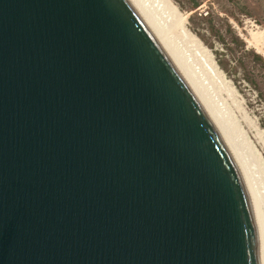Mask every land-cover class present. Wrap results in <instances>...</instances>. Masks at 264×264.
Segmentation results:
<instances>
[{"label": "water", "instance_id": "water-1", "mask_svg": "<svg viewBox=\"0 0 264 264\" xmlns=\"http://www.w3.org/2000/svg\"><path fill=\"white\" fill-rule=\"evenodd\" d=\"M0 264H264L245 169L135 0H0Z\"/></svg>", "mask_w": 264, "mask_h": 264}, {"label": "rangeland", "instance_id": "rangeland-1", "mask_svg": "<svg viewBox=\"0 0 264 264\" xmlns=\"http://www.w3.org/2000/svg\"><path fill=\"white\" fill-rule=\"evenodd\" d=\"M143 1L155 10L153 12L175 39L180 53L184 52L182 55L199 84L205 85L207 96L204 95L206 98L210 95L207 100H211L208 103L217 115L220 111L224 116L218 115L220 122L228 119L223 123L229 128H224L230 132L227 133L229 139L235 138L232 139L237 143L234 142V147L238 145L235 149H245H239L240 154H245L247 150L241 146L243 142L248 144L264 167V57L246 40L253 24L264 31V0H167L176 16L162 12L157 0ZM185 32L208 54L204 55L201 48L190 43ZM253 175L260 178L257 173ZM262 184L258 183V193L260 197L263 194L261 217L264 225Z\"/></svg>", "mask_w": 264, "mask_h": 264}, {"label": "bare ground", "instance_id": "bare-ground-1", "mask_svg": "<svg viewBox=\"0 0 264 264\" xmlns=\"http://www.w3.org/2000/svg\"><path fill=\"white\" fill-rule=\"evenodd\" d=\"M138 4H139V6L142 8V10L144 11V13L147 15V17L150 19V21L154 24V26L156 27V29L158 30V32L161 34V36L163 37V39L166 41V43L168 44V46L171 48V50L175 53V55L177 56V58L180 60V62L182 63V65H183V67L187 70V72H188V74H189V76L191 77V79L193 80V82L196 84V86H197V88H198V90L201 92V94L203 95V97L205 98V100H206V102L208 103V101H211V100H207L209 97H210V95H209V97H205V92H204V89L203 88H205V85H204V87H202L199 83H200V81H198L197 80V77H196V74H194V71L190 68V65L187 63V61L184 59L185 57H183V53L181 54L180 53V51L181 50H179L178 49V47L176 46V42H175V39L174 38H172V36L170 35V34H168V31H167V28H164L163 26H162V22L158 19V17L155 15V13L153 12V11H155V10H152L149 6H147V5H145V4H147L145 1H143V0H135ZM158 1V3L160 4L159 5V7L161 8V10H162V12H164V11H166V14L168 13V14H171V16L172 15H175V12L173 11L174 10V8H172L171 6H170V4H169V2L167 1V0H157ZM153 4V3H152ZM151 5V4H150ZM152 7V6H151ZM158 12V11H157ZM165 13V12H164ZM163 13V14H164ZM167 14V15H168ZM160 15V14H159ZM158 15V16H159ZM176 16V15H175ZM161 17V16H160ZM163 21V20H162ZM169 23V22H168ZM164 24V26L165 25H167L166 23H163ZM252 24V23H251ZM170 25V24H169ZM251 26V25H250ZM253 26V25H252ZM184 30V29H183ZM250 32H249V38L248 39H246L247 41H248V43L247 44H251V45H253V48L255 49V51H256V53H258V54H260L261 56H263L264 57V31L263 30H260L258 27H255L254 26V28H252V29H250L249 30ZM170 35V36H169ZM184 36L187 38V40L190 42V43H193L194 45H196V47L198 46L199 47V49L201 48L200 47V45L197 43V42H193V41H195L194 39H192V37H190L189 36V34L187 33V32H185L184 33ZM172 39H174L173 41L171 40V38ZM170 38V39H169ZM177 40V39H176ZM179 41V40H178ZM182 42V41H181ZM179 46V45H178ZM183 50V49H182ZM201 50H202V52L204 53V55H206V54H208L204 49H202L201 48ZM190 63V62H189ZM192 66V65H191ZM193 68V67H192ZM215 70L213 69V72H214ZM200 73V72H199ZM216 73V72H215ZM209 91V90H208ZM208 93V92H207ZM205 94V95H204ZM207 96V95H206ZM212 99V98H211ZM211 104V103H210ZM210 104L208 103V105L210 106ZM210 108H211V110H212V112L214 113V115H215V117H216V119L218 120V122L220 123V125H221V127H222V129L224 130V132L226 133V135H227V133L229 132H226V130H227V128H229V127H227L224 123L228 120H226L225 122L224 121H222V123H223V125H222V123L220 122V118H219V116L218 115H220L219 114V112H218V115H217V112H214V110H213V107H211L210 106ZM216 108V107H215ZM217 110H218V108H217ZM216 110V111H217ZM220 110V109H219ZM221 116H223L222 114H221ZM219 118V119H218ZM222 118V117H221ZM223 118H224V116H223ZM226 119V118H225ZM224 119V120H225ZM228 124H230V123H228ZM227 127L226 128V130H225V128L224 127ZM232 127H230V129H231ZM230 129H228V130H230ZM233 130V129H232ZM230 133V132H229ZM228 133V134H229ZM231 134H232V132H231ZM233 135V134H232ZM238 135V134H237ZM229 135H227V137H228ZM241 136V135H240ZM240 136H238V137H240ZM236 137V136H235ZM234 137H232V138H230L231 140L233 139ZM228 139H229V137H228ZM229 139V140H230ZM235 139V138H234ZM237 139V138H236ZM231 140H230V142H231ZM233 141V140H232ZM237 142L239 141V138H238V140H236ZM234 142L235 141H233V147H234ZM242 142H243V140H242ZM232 143V142H231ZM236 143V142H235ZM237 144V143H236ZM235 144V145H236ZM238 144H240V143H238ZM245 146V148H246V152H244L245 154H243V152H242V154H240L239 153V151L240 150H243L242 148L239 150L238 149V147L235 149V147L236 146H238V145H236L235 147H234V150L236 151V153H237V155H238V158L240 159V161H241V163H242V166L244 167V169H245V172H246V174H247V176H248V178H249V180H250V183H251V185H252V187H253V190H254V192H255V195H256V199H257V201H258V204H259V209H260V212H262L261 211V209H262V201L263 200H261V197L263 196V194L261 195V197H260V193H258V183H262L263 182V184H264V167L262 166V162H261V160L257 157V155H255L254 154V152L249 148V145L248 144H246V143H244L243 142V144H242V146L241 147H244ZM237 150H238V152H237ZM243 151H245V149L243 150ZM246 155V156H245ZM246 157V158H245ZM249 160V161H248ZM251 165H252V167H251ZM253 171H252V170ZM255 173H257V175L258 176H260V178L258 177V179H256L255 177H254V175L253 174H255ZM257 180H262V181H257ZM262 184V185H263ZM262 187H264V186H262ZM262 187H260V188H262ZM261 190V189H260ZM260 192V191H259ZM263 199V198H262ZM261 216H262V213H261ZM264 217V216H263ZM263 220V219H262Z\"/></svg>", "mask_w": 264, "mask_h": 264}, {"label": "built area", "instance_id": "built-area-1", "mask_svg": "<svg viewBox=\"0 0 264 264\" xmlns=\"http://www.w3.org/2000/svg\"><path fill=\"white\" fill-rule=\"evenodd\" d=\"M253 26H255V25L253 24ZM255 27H257V26H255Z\"/></svg>", "mask_w": 264, "mask_h": 264}]
</instances>
